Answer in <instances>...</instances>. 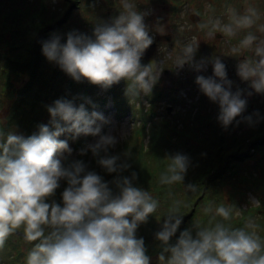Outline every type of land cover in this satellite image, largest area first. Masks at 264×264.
<instances>
[{"label": "clouds", "instance_id": "clouds-1", "mask_svg": "<svg viewBox=\"0 0 264 264\" xmlns=\"http://www.w3.org/2000/svg\"><path fill=\"white\" fill-rule=\"evenodd\" d=\"M123 11L108 22L94 26L92 36L76 31L61 36L52 34L42 42V54L54 62L73 80H87L92 85L110 88L121 80L127 82L126 94L147 95L158 79L160 70L156 60L142 64L145 51L153 44L145 13L139 12L129 0H122ZM258 19L254 8L243 15L229 10V22L210 21L212 30L234 36L239 30L253 27ZM209 27L202 24L201 28ZM199 45L190 44L183 50L177 68L189 64L195 71H205L208 61L194 62ZM251 50L253 58H244L237 65V75L249 83L255 93L264 94V40L248 33L233 53ZM213 75H198L195 83L211 102L218 104V122L225 128L246 110L244 92L232 90L226 67L220 57L211 60ZM248 96L252 92L247 93ZM90 103V101H89ZM50 120L38 126L31 136L9 131L0 136V249L8 238L22 232V238L32 247L25 264H150L144 240L136 237L138 227L147 223L158 208V201L148 190L134 186L137 176L125 177L130 168L119 155H109L117 140L102 130L110 121L103 114L89 112L84 104L58 99L47 108ZM253 116L244 117L249 124ZM258 122V121H257ZM67 136L98 137L94 144L81 149L80 155L91 152L97 164L108 174H116L111 184L95 171H88L83 161L67 166L64 153L71 155ZM168 164L160 175L162 185L183 183L190 166L189 158L175 154L165 158ZM60 181H66L62 203L49 202ZM186 188L194 189L188 185ZM258 204V202L256 203ZM211 212V209H205ZM230 207L215 209L210 227L180 233L170 243L182 223L178 205L169 210L155 239L160 243L158 261L161 264H264V242L251 221L244 227L232 228Z\"/></svg>", "mask_w": 264, "mask_h": 264}, {"label": "trees", "instance_id": "trees-1", "mask_svg": "<svg viewBox=\"0 0 264 264\" xmlns=\"http://www.w3.org/2000/svg\"><path fill=\"white\" fill-rule=\"evenodd\" d=\"M74 4H77V0H56V2L53 0H0L2 5L0 8V84H5V88L13 93L18 84L25 80L18 99L24 105L32 104L33 106L34 116L27 113L23 116L24 121L29 118V129L34 130H30L28 136L38 132V126L47 124L50 120H41L38 117L37 105L47 103L51 106L58 99H66L73 101L77 106L84 104L86 109L92 112L101 110L109 102L103 97L104 88L92 85L87 80L82 79L77 82L70 79L71 77L62 71L59 65L48 61L42 54V42L49 40L52 34L60 35L62 43V40L67 39L69 32H79L78 27L72 28L76 26L72 19V12L78 8V6L73 7ZM184 4L183 2L180 12L185 11ZM215 4L209 7V11ZM234 4H237V1ZM144 5L146 6L144 11L152 7L151 4ZM218 7L217 10L220 11L223 5ZM234 7L236 14L245 13L243 4L241 10ZM143 10L140 12L143 13ZM257 13L261 15L260 11ZM213 16L220 18L221 14ZM227 18V16L223 17L222 22L228 23ZM177 23L181 24L178 21ZM147 26L148 31L157 32V28L150 23H147ZM249 32L259 38L255 26L249 28ZM239 36L241 39H238V42L243 39L245 33H240ZM4 45L5 49L10 47L6 55L1 51ZM19 49L21 54L16 53ZM178 52L183 54L181 50ZM12 61L17 65L19 74ZM1 62L2 66L3 63L5 64L3 70ZM175 72H177L176 69ZM126 88L127 82L124 80L108 88L114 93L112 102L118 109L117 115L125 114L123 108L128 109L131 98H139L131 94L128 96ZM44 91H50V95L45 96ZM162 95L163 93H159L158 97ZM203 97L205 109H208L211 101L205 95ZM183 102L186 104L185 100ZM191 110L194 111V108ZM254 113H258L259 116H253V123L249 124L244 117ZM15 115L13 113L12 118ZM17 116L19 117L20 113ZM165 116L163 124L158 123L157 120H151L150 116H141L144 121L142 124L150 122L148 132H146L147 124L141 130L143 137L147 135L145 148L138 145L129 146L128 141H123L121 146L125 148L122 150L109 149V155H119L121 162L126 160L130 165V168L122 175L131 177L135 172L137 178L134 186L148 190L158 201L157 210L148 218L147 223L141 224L136 231V237L144 240L146 254L161 264L158 261L161 247L155 239V234L161 230L169 210L176 205H178V214L182 217V223L170 243L174 244L184 230H191L195 236L197 229L210 227L220 221V217L213 219L215 213L213 210L217 205L218 207L224 205L231 209L232 216L224 223L232 228H240L251 221L256 233L264 242L262 230L264 214L259 213L260 206L264 205V202L260 200V205L257 206L249 198L252 195L257 196L253 193L254 191L264 189V109L260 107L256 111L254 107L247 105L245 112L227 129L218 122V115L213 120L208 118V115H201V112L194 119L190 114L169 117L170 115L166 113ZM152 118L155 116L153 115ZM180 122L183 123V129L178 128ZM79 138V141L73 145L74 153L64 157L65 166L75 161H83L88 171H95L102 176L116 193L117 189L111 184L116 174H108L102 169L90 151L84 156H81L80 152L76 153L88 145L86 140ZM136 138H139V135H136ZM60 139L64 137L61 136ZM177 153L187 156L190 161L185 179L183 183L162 185L159 178L168 164L165 158ZM188 185H193L195 188H186ZM66 187L67 182L60 181V187L49 202L54 200L56 203H62V192ZM194 197L197 198V202L193 205L191 201ZM244 203L248 205L247 208L243 207ZM210 205L214 206L213 209L211 212H206L204 208ZM238 212L243 215L238 216ZM12 237H18L20 243L13 247L7 243L3 249H0V264H25V257L32 245L24 241L22 232Z\"/></svg>", "mask_w": 264, "mask_h": 264}, {"label": "rangeland", "instance_id": "rangeland-1", "mask_svg": "<svg viewBox=\"0 0 264 264\" xmlns=\"http://www.w3.org/2000/svg\"><path fill=\"white\" fill-rule=\"evenodd\" d=\"M236 1L238 5L234 4ZM53 2H56V0H53ZM129 2L132 3L139 12L146 7L144 4H151L152 7L150 9L143 10V13L146 14L144 18L145 25L147 26V23H150V25L157 28V32L149 31L150 36L154 39L155 36L159 34L158 32H164L163 34H173L174 45L168 43L169 45L167 47H163L162 51H159V63L163 66H160L161 71L152 92L147 95L141 93L138 96L139 98H131L128 102V109L126 107L123 108L125 114L119 113L117 115L118 109L115 108L112 102V95L114 93L108 88H104L103 97L109 102L106 103L101 110L98 109L95 111L103 114L104 117L110 121L109 124L104 126L102 133L111 134L116 138L117 143L112 148L113 151L125 148L121 146L123 141H128L130 143L129 146L133 147H135V145L144 148L147 146V135L143 137L141 130L144 129V125L147 124L148 127L146 128V132H148L150 122L142 124L144 121L141 119V116H150L151 120H157L158 123L161 124L165 122L163 119H165L166 113L167 115H170L169 117H177L178 114H190L191 118L194 119L197 118L198 114L201 112V115H208V118H211V120L216 118L218 115L217 113L219 112L218 104L211 102V106L208 109H205L203 101L204 94L201 93L198 85L195 83L198 75H203L205 77L213 75L208 68H206L205 71L197 72L189 64H185V68H177L178 71L174 73L169 72V70H175L173 68L177 66L178 62L183 57V54H180L178 50L183 51L185 47L190 44H196L201 47L208 41L210 42L214 40L213 42L216 45H220L228 55L223 58L222 61L226 67L227 77L232 81V90L235 92L237 89H240L244 92V98L247 100L248 107L252 106L256 111L260 107L264 109V94L255 93L254 90L250 89L249 83L242 81L237 75L238 63L244 58H253L252 51H241L239 57L233 60L234 65L231 63L229 57V55L233 54V47L239 44L238 39H241L239 34L245 33V35H247L248 29L239 30V32L235 34L236 37L235 35L229 37L220 30H212L210 27V21L215 19H219L221 23L224 24L222 21L223 17L226 16L228 17L227 19L229 22V10L235 12L234 6L238 7L240 10L244 7L245 11L249 8H254L257 12L260 11L261 15H258V19L253 26L256 27V32L259 37L258 40H264V0H168L167 2L166 0H129ZM183 2L185 3V11L180 12V8L183 7ZM213 4H215L214 7L209 11V7ZM222 5L223 7L220 11L217 10V7H221ZM76 6H78V8H75L72 12V19L74 23H76V26L72 28L78 27V33L87 36H92L96 24L100 22H108L123 11L122 0H77V4H74L73 7ZM1 7L2 5H0V8ZM174 10L175 14H173ZM178 14H180L181 17ZM190 14L192 15L193 21L190 19ZM217 14H221V17L218 18L217 16H213ZM177 21L181 24L177 23ZM202 24H208L209 27L201 28ZM149 30L151 29L149 28ZM173 31H176V34ZM62 43H66V40H62ZM8 49H10V47L5 49L4 45L3 50L1 51L6 55ZM16 53L21 54V50L19 49ZM12 64L19 74L20 71L18 70L17 65L13 61ZM4 66L5 64L3 63L2 66L1 62L2 70ZM165 69H168V72H163ZM24 82L25 80L15 88L13 92L14 96L9 89L5 88V84H0V136L6 135L9 131H12L15 134L28 137L29 131L32 130L29 129V118H27V121H24L23 116L25 113L34 116L32 114L33 106L32 104L24 105L18 99ZM248 92H252V95L248 96ZM44 93L45 96L50 95V91H44ZM159 93H163V95L158 97ZM183 100L186 101V104ZM37 106L38 117H40L41 120L50 119V115L46 113L49 105L46 103L45 105ZM168 107H172L169 113L167 111ZM192 108H194V111L191 110ZM13 113L16 114L14 118H12ZM19 113L20 116L18 117L17 115H19ZM153 115L155 118H152ZM178 128L183 129V123L180 122ZM224 134H226V132ZM136 135H139V138H136ZM168 135L172 136L170 134ZM63 137L64 139H68L69 147L72 149L71 154H73L75 151L73 145L79 141L80 138L76 141H72L67 136ZM81 138L86 140L87 144H94L98 139V137L91 136H81ZM79 152L80 151H76V153ZM66 155L69 154L64 153L62 159H64ZM253 193L257 196L252 195L249 198L253 204L259 206L260 200L261 202H264V189H258ZM196 202L197 198L194 197L191 203L194 205ZM257 202L258 204H256ZM223 203L227 204V202ZM246 206L248 205L244 203L243 207L247 208ZM213 207L214 206L210 205L208 208L204 209L212 210ZM260 207L261 210L259 213L260 215H263L264 205H261ZM216 208H214L213 211H215ZM242 215L243 214L238 212V216ZM254 230L256 231L255 227ZM262 230L264 232L263 226ZM12 236L8 238L5 245L10 243L9 246L13 247L20 243L18 237L13 238ZM22 245L21 242V247ZM150 264L159 263L155 259H151Z\"/></svg>", "mask_w": 264, "mask_h": 264}, {"label": "water", "instance_id": "water-1", "mask_svg": "<svg viewBox=\"0 0 264 264\" xmlns=\"http://www.w3.org/2000/svg\"><path fill=\"white\" fill-rule=\"evenodd\" d=\"M164 36H159L158 40L161 41L163 40ZM168 40H170V38H167ZM156 48H157V44L154 43L152 44L146 51L145 54L143 56V59L141 60L142 64H147L152 60H155L156 58ZM219 52L214 49L213 47H211V44H207L205 45L203 48L201 49H197L194 58L195 59H199V60H206L208 62H210L209 60V56L212 55L214 56V58H216L217 56H219ZM169 111H171V109L169 108Z\"/></svg>", "mask_w": 264, "mask_h": 264}, {"label": "flooded vegetation", "instance_id": "flooded-vegetation-1", "mask_svg": "<svg viewBox=\"0 0 264 264\" xmlns=\"http://www.w3.org/2000/svg\"><path fill=\"white\" fill-rule=\"evenodd\" d=\"M235 37H236V35H235ZM213 41H214V40H212V41H210V42H212L213 45H214L217 49H219V50L221 51V53H222V57H221V59L223 60V58H225V57L228 56V55L225 53V51L223 50V48H222L220 45H216ZM229 57H230V61H231V63L234 65L233 60L236 59L237 57H239V53H237V54H234V53H233V54L229 55ZM213 58H214V56H212V55L209 56V59L212 60ZM209 70L211 71V74H213V67H212V64L210 65ZM165 71L168 72V70H165ZM169 72L172 73V70H170Z\"/></svg>", "mask_w": 264, "mask_h": 264}]
</instances>
